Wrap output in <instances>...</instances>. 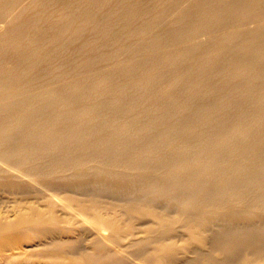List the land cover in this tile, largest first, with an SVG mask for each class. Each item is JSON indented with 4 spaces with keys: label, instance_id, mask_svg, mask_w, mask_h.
Returning a JSON list of instances; mask_svg holds the SVG:
<instances>
[{
    "label": "bare ground",
    "instance_id": "bare-ground-1",
    "mask_svg": "<svg viewBox=\"0 0 264 264\" xmlns=\"http://www.w3.org/2000/svg\"><path fill=\"white\" fill-rule=\"evenodd\" d=\"M32 258L264 264V0H0V264Z\"/></svg>",
    "mask_w": 264,
    "mask_h": 264
},
{
    "label": "rangeland",
    "instance_id": "rangeland-1",
    "mask_svg": "<svg viewBox=\"0 0 264 264\" xmlns=\"http://www.w3.org/2000/svg\"><path fill=\"white\" fill-rule=\"evenodd\" d=\"M36 260V258H32L31 259V261H32V264H37V261H35ZM35 261V262H34ZM34 262V263H33ZM29 264H31V263H29Z\"/></svg>",
    "mask_w": 264,
    "mask_h": 264
}]
</instances>
